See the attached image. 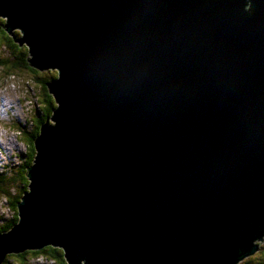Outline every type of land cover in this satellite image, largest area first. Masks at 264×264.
<instances>
[{
    "label": "water",
    "instance_id": "1",
    "mask_svg": "<svg viewBox=\"0 0 264 264\" xmlns=\"http://www.w3.org/2000/svg\"><path fill=\"white\" fill-rule=\"evenodd\" d=\"M0 17L54 75L0 261L53 244L63 264H237L257 249L264 0H0Z\"/></svg>",
    "mask_w": 264,
    "mask_h": 264
},
{
    "label": "trees",
    "instance_id": "2",
    "mask_svg": "<svg viewBox=\"0 0 264 264\" xmlns=\"http://www.w3.org/2000/svg\"><path fill=\"white\" fill-rule=\"evenodd\" d=\"M15 38V30L9 32L0 28V69L3 71L2 74L4 76H16L26 73L28 77L32 78L34 83L41 87L45 110L40 109L38 106V113L31 114L26 120H21L25 130L20 131L14 127L21 133L20 141L26 147L23 151H17L14 155L19 160L18 163L12 161L0 163V205L4 204L7 208L6 212L4 211L6 219L0 216V234L5 230H9V225H16L12 205L19 202V196L26 194L23 168L32 165L36 147L34 138L38 136L40 123L45 124L48 121L50 95L46 77L54 80L52 69H47L45 72L42 69L32 70V66L26 64L23 45L13 42ZM10 73L12 74L10 75ZM38 102H40L39 98ZM2 160L0 159V161ZM15 258H18V260ZM39 261L63 264L58 245L53 244L41 248H28L9 252L3 256L0 264H6L7 262L9 264H37ZM244 263L250 264L251 261L247 260ZM251 264L257 263L252 262Z\"/></svg>",
    "mask_w": 264,
    "mask_h": 264
},
{
    "label": "rangeland",
    "instance_id": "3",
    "mask_svg": "<svg viewBox=\"0 0 264 264\" xmlns=\"http://www.w3.org/2000/svg\"><path fill=\"white\" fill-rule=\"evenodd\" d=\"M12 28V30L14 31L15 27ZM47 69L51 70L52 67L42 68V71L45 72L47 71ZM2 73L3 71L0 69V143H17V149L15 146H11V150L13 151L16 149L17 152L26 147L20 141V134L14 129V127L22 131V127L19 125V122H21V120H26L25 118L35 113L38 106L40 109L45 110V102L42 92L40 91L41 87H38L34 83V80L28 77L26 73H21L16 76H12V73H10L11 76H4V74ZM38 98L40 102H38ZM1 154H4V152L2 151ZM8 161H10L9 155L3 157V160L0 161V163ZM18 161L19 160H17L16 158L12 159V162L14 163H18ZM6 210L7 208L5 207V205L1 204L0 216H3L4 219H6V217L4 216V211L6 212ZM260 242L264 243V238L257 243L254 242V244L258 246ZM250 254L248 253V255ZM248 255H246L245 257H247ZM15 259L18 260V258Z\"/></svg>",
    "mask_w": 264,
    "mask_h": 264
},
{
    "label": "clouds",
    "instance_id": "4",
    "mask_svg": "<svg viewBox=\"0 0 264 264\" xmlns=\"http://www.w3.org/2000/svg\"><path fill=\"white\" fill-rule=\"evenodd\" d=\"M41 91V90H40ZM39 112V108H37V110L35 111V113H38ZM35 113H33L34 115H35ZM26 119V118H25ZM49 124V123H48ZM19 125L22 127V130H25L24 129V125L22 124V122H19ZM50 125V124H49ZM49 128H52V127H49ZM15 129V128H14ZM16 130V129H15ZM19 134H20V136H21V133L18 131V130H16ZM35 139V138H34ZM11 146H15L16 147V149H17V143H14V142H8V144H5V143H0V159H3V157H6L7 155H9V158H10V161H12V159L13 158H15V154L17 153L16 152V149L15 150H11ZM24 149V148H23ZM23 149L21 150V151H23ZM4 152V154H1V152ZM2 157V158H1ZM33 160V159H32ZM32 166V165H31ZM30 167V166H29ZM28 167V168H29ZM7 231H9V230H5L4 232H7ZM4 232H2V233H4ZM17 251V250H16ZM9 252H13V251H9ZM9 252H4L3 254H2V259H3V256L5 255V254H7V253H9ZM2 259H1V261H2ZM1 261H0V263H1ZM6 264H9V262H7ZM39 264H54V263H48V262H42V263H39Z\"/></svg>",
    "mask_w": 264,
    "mask_h": 264
},
{
    "label": "flooded vegetation",
    "instance_id": "5",
    "mask_svg": "<svg viewBox=\"0 0 264 264\" xmlns=\"http://www.w3.org/2000/svg\"><path fill=\"white\" fill-rule=\"evenodd\" d=\"M260 248H264V243L260 242L257 249L255 250V252H253L252 254L248 255L247 257L243 258L242 260H240L237 264H245V260L250 259L251 263L252 262H256L257 264H262L261 262V254H260ZM247 263V262H246ZM250 263V264H251Z\"/></svg>",
    "mask_w": 264,
    "mask_h": 264
},
{
    "label": "built area",
    "instance_id": "6",
    "mask_svg": "<svg viewBox=\"0 0 264 264\" xmlns=\"http://www.w3.org/2000/svg\"><path fill=\"white\" fill-rule=\"evenodd\" d=\"M39 263H42V262H39ZM39 263H37V264H39ZM48 263H52V262H48Z\"/></svg>",
    "mask_w": 264,
    "mask_h": 264
}]
</instances>
